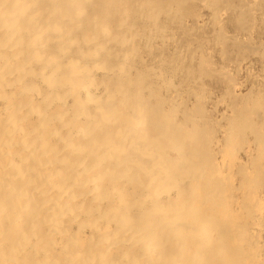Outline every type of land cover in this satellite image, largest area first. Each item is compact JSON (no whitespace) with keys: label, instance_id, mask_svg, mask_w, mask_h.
Listing matches in <instances>:
<instances>
[{"label":"bare ground","instance_id":"bare-ground-1","mask_svg":"<svg viewBox=\"0 0 264 264\" xmlns=\"http://www.w3.org/2000/svg\"><path fill=\"white\" fill-rule=\"evenodd\" d=\"M199 2L217 19L235 7ZM156 4L0 0V264H264V173L251 165L264 98L227 106L216 133L203 74L173 84L168 70L188 72L174 63L181 50L146 60L137 48L150 55L167 33ZM203 59L200 71L213 65Z\"/></svg>","mask_w":264,"mask_h":264},{"label":"rangeland","instance_id":"rangeland-1","mask_svg":"<svg viewBox=\"0 0 264 264\" xmlns=\"http://www.w3.org/2000/svg\"><path fill=\"white\" fill-rule=\"evenodd\" d=\"M178 1H180V3H182L178 7V9L177 8L174 9L175 8L174 7V8L171 9V13H169V15L163 16L162 13L166 10V8L168 7V5L171 3V0H157V1L156 0H151L152 3H154V2H157L158 3V4H156V6H157L156 8H157V10L160 9L159 11L161 13H160L159 17L157 18V23L161 25V28L162 27H165L161 31H167V33L165 35H160L162 37H160V36L156 37V39H158V40L154 39L153 40L154 42L152 41V44H153L154 47H152L153 50L151 49L152 51H150L151 52L150 55L147 54V50L144 49L142 45H140L138 43H136V45H137V48L139 49L140 53L143 54V56L146 57V60H148V58L150 59V57H152V56L153 57L156 56L155 58L158 59L160 55L161 56H160L159 59L168 60V58H169L168 56H169V54H172L173 50H176V49L177 50H181V52H182L181 56L177 60L175 59L176 61L174 60L175 61L174 63H175V65L178 68H181L182 67V70L183 71L186 70V68H187L188 69V72L185 71L186 74L179 75L178 74L179 73V70L177 68L176 69H172V71L171 70H168V72L174 74L173 75L174 76L173 84L174 85L175 84L176 85H179L180 82L182 83V80H183L182 76H184L185 78L188 77V78H186L187 81H188L193 76L196 77L199 74H203V75H200V79L202 80L201 81L202 87H206L203 90V93L206 92V94L205 93L204 94L202 93L201 96H202V99L204 98L205 101L204 100H200V99H199L200 101L198 99H196V100H197V102L198 101L201 102V104L204 106L205 110H208L209 109L207 111L208 114L206 113V115L211 116L212 122L214 121L216 123V124L212 123V125L215 126V128H216L215 129V132L217 133L221 129V127L223 126V123H225V121H224L225 118H223V117H224L225 114H227V106L233 105V104L235 105V103L236 104H240L243 101V102H246L247 104L245 105V103L242 102V105L244 104L246 107L249 106V108H252L253 109L255 107L254 105H256V104L253 103L254 100L252 102V99H254L253 96L255 95L256 91H260V93L262 94L261 95V99L264 98V96H263L264 95V92H263L264 91V84H263L264 83V57H262V56H264L263 55V52H264V49H263L264 48L263 47L264 46V24H263L264 23V2H262L264 0H262L261 2L259 0H253V1L252 0H244L243 2L241 0H226L227 1V4L229 6L233 4V7L234 6L236 7V8L234 7L233 9H232V7L227 8L225 6V4L223 6L222 2L225 1V0H222L221 3L219 2L221 0H213L214 2L215 1H218V2H215V3L211 2V0H208L210 2V4L212 3L211 6H212V9H214V10H218L219 8L220 9L221 8H223V9L224 8H227V9H229L228 11L225 9L226 12L224 11L225 12L224 13V16L222 14L223 13V11H222V13L220 14V18L218 16V19L217 18H214V17H211V11L208 10L206 7H204V6H206L205 2H203V3L199 2L201 0H195V1L194 0H178ZM240 1L243 4L245 2V4H244L245 5V8L244 9H243L244 6L241 3H240L241 4V6H240V4H239ZM252 2H254L253 4H255V3H257V4H255V6H253ZM216 3H218V5H219L218 7L219 8L216 7L217 6ZM251 4L254 7L253 8L254 11L251 8L250 9L251 12H250L249 11V8L252 7ZM150 5H152V4H150ZM257 6H259L258 7L259 10L256 8ZM237 7H240V9H237ZM234 9H236V10H234ZM239 11H242L244 14H241ZM238 12L240 13V16L247 14V15L244 16V21H245V24H248L249 23L248 24V27H247V25H245L246 27H244V29L241 27V26H244V24H241L239 22L238 17H240V16H237ZM208 17H210V20H208L209 19ZM236 18H237V22H239L241 24L240 26H239V23L238 24H236L237 22L235 23V21H236L235 19ZM241 18H240V21H241ZM212 20L215 21V23H216V24L214 23L213 26H212V22H213ZM260 20H261V22H260ZM143 25H144V20L138 21L135 24V26L137 27V29L140 30V31H141V29H144L142 27ZM177 25H179V26L177 27ZM178 28L180 30H178ZM184 28H185L186 31L187 30L188 31L191 30L192 33H190L191 31L190 32H186L187 33V35H186ZM192 28H193V30H192ZM241 28L243 30H245V31L241 30ZM220 29H221V31H220ZM174 31H175L176 34L174 33ZM177 32H178V34H177ZM181 32H182V35H184V33H185L184 36H187V37H184V36L180 35ZM127 33H128V31H126L124 34L127 36ZM188 33H190V36L188 35ZM248 33H250V34H248ZM166 35L169 36L168 38L170 40L166 37ZM228 35L231 36V37L233 35H235V37H236V41L235 42L236 43H234L235 37L234 38H231V37L229 38ZM215 36H216V38H215ZM226 36L228 37V40H226L227 39ZM171 37H172V39H171ZM192 37H194V38H192ZM159 38H160L161 41H163L162 42L163 44H160L161 41L159 40ZM249 38H251V39H249ZM215 39H219V40H215ZM221 39L224 40V43L222 42ZM171 40H173V41L171 42ZM225 40L228 41V42H225ZM247 40L248 41L251 40V41H249V43H248ZM230 41H232V42H230ZM260 41H261V43H260ZM174 42H175L176 45L174 44ZM176 42H178V43H176ZM220 42L223 43V46H220L219 47ZM237 42L241 43L240 45H242V46L239 47V44ZM165 43H166L167 46H165ZM244 44H245V46H244ZM260 44H261V46L263 48L260 47ZM163 45H164L165 48L163 47ZM188 45H190L191 47H189V48L186 47ZM176 46H177V48H176ZM247 46L252 47L251 50ZM255 46L256 47L257 46L259 47V48L257 47L258 48L257 49L258 50V54L256 53L255 54L256 56L254 55V49H253ZM159 47H160V49H159ZM185 47H186V49H185ZM196 48L198 49V51H196L197 50ZM221 48H222L223 54L221 53ZM261 48L263 49L262 53H261ZM165 49H167V50H165ZM244 49H246V50H244ZM252 49H253V51H252ZM157 50H158V53L156 52ZM163 50H164V52H163ZM206 50H208V51H206ZM242 50L244 51V54H243ZM257 50L255 49V52H257ZM231 51H232V53H231ZM252 52H253V54H252L253 56L251 55ZM229 53H231V54H229ZM221 54H222V56H221ZM194 55H196V56H194ZM198 55L200 56L199 59H197L198 58ZM260 55H261L262 59H260L261 58V57H259ZM211 57H212V59H210ZM200 58H202V59L203 58H206L205 61L208 59L207 60V62H208L207 64H209V63L212 62V64L215 66V68L214 67L212 68L211 66H213V65H211L210 67L208 65H206V66H208L206 69H208V72H210V75L208 74V72L206 73L207 70L205 68H203L204 70L201 69V71L198 69V65H197L198 63H197V61H199ZM220 59H222V61ZM243 59H244V61H243ZM183 60H184V63L182 62ZM191 60H192V62H191ZM177 61L178 62L180 61V63H179L180 65L178 64ZM209 61H211V62H209ZM249 61H251V62H249ZM229 62H230V64H229ZM220 66H221V68L219 70V67ZM137 67H139V66H137ZM237 67L240 69V71H239V69ZM209 68H210L211 71H214L215 70L214 71L215 74H213L209 70ZM237 69H238V72H240V73L236 72ZM191 70H192V72H191ZM197 70H199L200 72H198ZM223 70H225V75H227V74L229 75V73H231L230 75L233 78L234 82H232L233 80L228 75L227 76H225V75H222L221 76V73L224 74L223 73ZM250 71H251V73H250ZM194 72L197 75H195ZM212 75H213V77H212ZM219 75L221 76V78H220ZM224 76L226 78L227 77L228 78L230 77L229 79L233 83V84L232 83H230V84L233 86V88L228 83V82H230L229 79H228V82H227L226 78L222 79ZM207 77H209V78H207ZM256 78H258V79H256ZM262 80H263V82H262ZM187 81H185V82H187ZM174 82H176V83H174ZM251 83H252L253 86H251ZM234 86H236V87L234 88ZM239 86L241 87L240 89H239ZM250 86L253 87V88H251ZM248 88H250L249 89L250 90V93L247 92V91H249ZM164 90L162 89L160 94H161L162 97L165 98L164 94H166L167 92L165 90V93H162V92H164ZM224 90L227 91V92L225 93ZM233 91H234V93H233ZM209 92H211V94H212V95L210 94L211 96L208 95ZM245 92L247 93V97L245 95ZM237 93L238 94L240 93L241 96H239L240 94L237 95ZM231 94L233 96H231ZM234 94L237 95V97ZM206 95H208V97ZM224 95H226V96H224ZM248 95L251 96L250 97L251 100L248 99V97H249ZM209 97H210V99H209ZM222 97L224 98V100H223L224 102L222 101V99H223ZM241 97H242V99L243 98L244 99L247 98V99H245V100L243 99L242 100ZM228 98H229V101H228ZM231 98H233V99H231ZM234 98H235V101L233 102ZM214 99H216V100H214ZM192 101L195 102V100H192ZM219 101L222 102L221 103V106H220V102ZM230 101H231L232 104H230ZM193 102H191V103H193ZM215 102L216 103L219 102V103H217V105H216ZM261 102H262V105H264V100L261 101ZM252 103L254 105H252ZM224 104H225L226 108H225ZM250 104L252 106H254V107H252ZM212 107L214 108V111H213V108ZM252 112H253V110H252ZM213 114H216V115L213 116ZM255 117H256V119H255ZM218 118H221L220 121H219V123H218V121L217 122L215 121V119L217 120ZM253 121H255L254 123L256 124V127H258L260 125L259 127H260V130H261L262 136L264 137V132H263L264 131V125L261 126V124H260L262 122L257 119V116H253ZM216 125L219 126L220 129L218 127H216ZM217 136H218L217 138L220 137L219 134ZM263 137H262V145H264V139H263ZM238 145L240 146V152L238 154V156H239L238 157V160L241 161V162H243V161L244 162H247V159L245 158V153H244L245 150H246V148L248 147L247 146V143H245V142H244V144L243 143H239ZM245 146H246V148H245ZM243 148H245V149H243ZM263 152H264V149H263L262 153ZM252 153H254V151ZM258 153H260V151H255V155L252 154L253 161L254 162L257 161V162L254 163V164L252 162L251 165H259L260 167H262L261 168V173L259 174V177H261V176H263V173H264V153H263V155H260L261 157L259 156V158L257 159L256 156H257ZM253 156H254V158H253ZM255 159H257V160H255ZM249 163H251V162H249ZM262 185H264V180L262 181ZM261 191H263V192H261ZM261 191H260V193L263 195L264 194V189H262ZM263 202H264V200H263Z\"/></svg>","mask_w":264,"mask_h":264}]
</instances>
